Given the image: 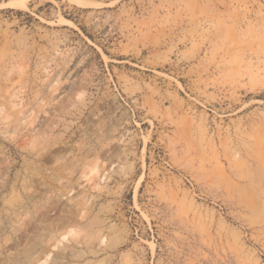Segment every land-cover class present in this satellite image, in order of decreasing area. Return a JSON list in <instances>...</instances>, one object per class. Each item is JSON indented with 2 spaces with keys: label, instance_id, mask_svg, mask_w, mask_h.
Wrapping results in <instances>:
<instances>
[{
  "label": "rangeland",
  "instance_id": "1",
  "mask_svg": "<svg viewBox=\"0 0 264 264\" xmlns=\"http://www.w3.org/2000/svg\"><path fill=\"white\" fill-rule=\"evenodd\" d=\"M17 174L41 196L0 246L264 264V0H0V181Z\"/></svg>",
  "mask_w": 264,
  "mask_h": 264
},
{
  "label": "bare ground",
  "instance_id": "2",
  "mask_svg": "<svg viewBox=\"0 0 264 264\" xmlns=\"http://www.w3.org/2000/svg\"><path fill=\"white\" fill-rule=\"evenodd\" d=\"M53 145H56V143H54ZM65 145L66 144H64V146ZM64 146H62L63 147L62 150H64ZM50 148H49V151H47L49 153L48 154L45 153L44 155L46 157L43 156L44 160L51 158L52 154L56 152V151L52 152ZM42 155L43 154H40L41 157ZM17 176L18 174L16 175L14 180H11V178L7 176V178H4L3 181H0V184H1L0 185V202L3 203V207L0 208V237L5 233V229H6V225L3 224V221H2L3 215L7 216L6 218L8 219V223H9V221H13L16 217H18L19 214L22 213L23 210L26 212L28 205H30L35 199L41 196L40 194L37 193L38 191H35L37 195H34V193L29 194L25 192V199L22 198L23 194L22 195L20 193L17 194L16 191L18 188V179H19L18 178L19 176L18 177ZM23 182L20 183L19 185L23 184ZM23 188H25L24 191L26 190L27 192L28 191L31 192L30 189L27 190L28 186L26 183L23 184ZM263 188H264V181H263ZM41 191H43V189ZM49 198L50 197L47 198L48 203L47 205H45V207L48 206L49 204V201H48ZM54 198L55 197L53 198L51 197L50 199H52V201H55L56 198L55 199ZM35 202L33 203L35 204ZM34 204L31 206H34ZM35 205L36 206L38 205L37 202ZM36 206H34V208ZM3 210L5 212H2ZM61 236H63V233H56V235H53V237H55V240H58ZM20 238H21V235H17L16 238L13 239L12 243L8 245L0 246L1 264H4L3 262H5L6 264H69L75 260L81 261L82 264H90L92 259L96 258L99 253V251L93 245L83 244L81 242H78L75 244L63 243L59 247L56 244H52V243L45 244L44 241H41L38 239L36 242L30 245H24Z\"/></svg>",
  "mask_w": 264,
  "mask_h": 264
}]
</instances>
